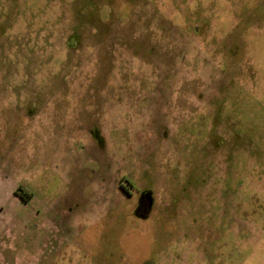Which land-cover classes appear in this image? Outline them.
<instances>
[{"label": "rangeland", "instance_id": "rangeland-1", "mask_svg": "<svg viewBox=\"0 0 264 264\" xmlns=\"http://www.w3.org/2000/svg\"><path fill=\"white\" fill-rule=\"evenodd\" d=\"M0 264H264V0H0Z\"/></svg>", "mask_w": 264, "mask_h": 264}, {"label": "flooded vegetation", "instance_id": "flooded-vegetation-1", "mask_svg": "<svg viewBox=\"0 0 264 264\" xmlns=\"http://www.w3.org/2000/svg\"><path fill=\"white\" fill-rule=\"evenodd\" d=\"M137 212L140 217H145L151 210V202L146 194H143L139 199V205L137 206Z\"/></svg>", "mask_w": 264, "mask_h": 264}, {"label": "trees", "instance_id": "trees-1", "mask_svg": "<svg viewBox=\"0 0 264 264\" xmlns=\"http://www.w3.org/2000/svg\"><path fill=\"white\" fill-rule=\"evenodd\" d=\"M18 195V194H17Z\"/></svg>", "mask_w": 264, "mask_h": 264}, {"label": "water", "instance_id": "water-1", "mask_svg": "<svg viewBox=\"0 0 264 264\" xmlns=\"http://www.w3.org/2000/svg\"><path fill=\"white\" fill-rule=\"evenodd\" d=\"M147 196V195H146Z\"/></svg>", "mask_w": 264, "mask_h": 264}]
</instances>
